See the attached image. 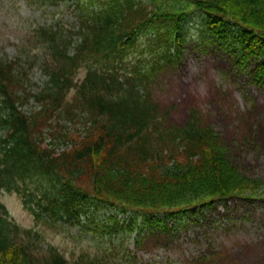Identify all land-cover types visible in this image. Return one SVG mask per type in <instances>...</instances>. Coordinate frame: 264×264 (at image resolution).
Wrapping results in <instances>:
<instances>
[{
	"label": "trees",
	"instance_id": "trees-1",
	"mask_svg": "<svg viewBox=\"0 0 264 264\" xmlns=\"http://www.w3.org/2000/svg\"><path fill=\"white\" fill-rule=\"evenodd\" d=\"M22 1L48 11L64 0ZM74 5L70 26L35 23L18 54L0 50V189L16 192L45 224H79L90 208L115 209L101 228L110 251L67 257L44 244L39 231L9 218L0 204V264H142L120 241L132 238L140 245L142 226H162L168 216L250 187L215 127L196 108L183 123L169 121L153 98L152 83L181 57L192 15L206 31L203 45L215 43L241 64L264 57V0ZM30 43L38 52L31 54ZM144 50L151 58L141 56ZM37 64L45 79L33 90ZM253 76L255 84L263 82L264 59ZM30 99L34 107L23 109ZM119 213L126 214L122 221Z\"/></svg>",
	"mask_w": 264,
	"mask_h": 264
},
{
	"label": "rangeland",
	"instance_id": "rangeland-1",
	"mask_svg": "<svg viewBox=\"0 0 264 264\" xmlns=\"http://www.w3.org/2000/svg\"><path fill=\"white\" fill-rule=\"evenodd\" d=\"M12 1L0 0V50L9 57L18 54V47L35 23L60 20L67 27L76 18V0H64L59 7L49 5L48 11L44 6ZM200 25L201 20L192 15L181 57L158 72L152 95L162 110L168 111L167 119L173 123H183L190 109L196 108L220 134L229 160L250 187L241 195L216 199L211 205L196 204L186 213L168 216L161 223L165 227L155 222L149 228L142 226L140 245H135L132 238L119 245L134 253L142 264H264V80L253 82L254 68L264 57L250 56L241 64L237 55L219 45H203L201 39L206 31H200ZM143 46L140 43L138 48ZM28 47L31 54L38 52L33 43ZM141 56L151 58L146 50ZM83 74L81 68L78 75ZM44 79L37 64L31 72V89L35 90ZM34 104L30 99L23 109L29 110ZM43 142L49 143V138ZM251 190L253 197L249 196ZM0 204L7 209L9 218L23 228L39 231L44 244L57 246L67 257L81 250L110 251V237L101 228L110 222L113 208H90L81 223L68 225L36 221L14 191L0 189ZM125 216L118 214L120 221ZM132 236H136L135 232Z\"/></svg>",
	"mask_w": 264,
	"mask_h": 264
}]
</instances>
